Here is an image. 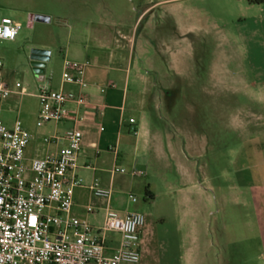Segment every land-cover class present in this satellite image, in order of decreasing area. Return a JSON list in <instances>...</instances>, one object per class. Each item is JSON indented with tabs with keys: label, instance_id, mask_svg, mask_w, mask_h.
Returning <instances> with one entry per match:
<instances>
[{
	"label": "rangeland",
	"instance_id": "1",
	"mask_svg": "<svg viewBox=\"0 0 264 264\" xmlns=\"http://www.w3.org/2000/svg\"><path fill=\"white\" fill-rule=\"evenodd\" d=\"M241 11L238 5L212 0H0V20L9 15L22 23L15 41L0 45V79L13 90L20 82L29 91L13 93L3 101L0 118L7 126L19 120L32 132L41 129L36 123L38 76L52 73L60 78L57 55L70 30L83 34L88 42L100 29L135 36L139 72L147 84L137 88L133 73L131 95L134 88L141 89L151 111L154 142L165 143L166 157L158 161L152 153L147 162L136 151V164L134 156L121 163L147 175L117 177L123 183L114 189L113 208L144 212L152 233V264H180V254L189 246L184 215L170 193L179 188L195 190L189 177H197V184L201 177L209 178L203 186L216 204L210 214H200L198 222L207 228L217 220L226 224L232 264H264L245 186L264 177V30L256 34L254 18L236 15ZM31 13L50 21L29 27ZM75 15L83 20L80 26L74 25ZM43 40L54 52L47 68L46 62L31 60L28 50L29 44ZM132 114L140 120L138 113ZM160 128L165 132L161 138ZM147 184L153 197L146 195ZM219 189L227 193L225 203ZM75 195L82 204L96 205V213L88 218L95 225L102 223L101 200L93 199L85 187L76 188ZM106 236L118 241L120 234L109 231Z\"/></svg>",
	"mask_w": 264,
	"mask_h": 264
},
{
	"label": "built area",
	"instance_id": "2",
	"mask_svg": "<svg viewBox=\"0 0 264 264\" xmlns=\"http://www.w3.org/2000/svg\"><path fill=\"white\" fill-rule=\"evenodd\" d=\"M21 28L20 21L3 17L0 45L15 40ZM89 64L66 58L62 83L82 88ZM38 80L37 127L69 119L74 125L62 133L43 135L41 140L47 151L30 156L28 148L34 134L19 120L7 126L0 118V264L140 263L141 236L146 224L143 212L133 210L122 215L107 203L102 223L95 225L73 211L78 187L84 185L93 199L109 201L114 194V189L104 186L98 177L85 185L78 174L83 152V131L78 123L82 118L67 104L80 108L91 103L90 97L83 91L52 88L44 73L39 74ZM14 88L0 79V108L11 94L28 92L20 82ZM100 129L104 127L101 125ZM62 143L65 145L60 148ZM111 172L142 174L119 165H114ZM84 208L87 215L96 213V205L91 201ZM109 231L120 234L119 247L112 254L106 252Z\"/></svg>",
	"mask_w": 264,
	"mask_h": 264
},
{
	"label": "crops",
	"instance_id": "3",
	"mask_svg": "<svg viewBox=\"0 0 264 264\" xmlns=\"http://www.w3.org/2000/svg\"><path fill=\"white\" fill-rule=\"evenodd\" d=\"M212 1L213 3L222 1L225 4L238 5L242 11L236 15H250L253 17L256 34H258V31L264 30V4H250L247 0ZM32 15L34 13H31L28 18L29 27L36 26L37 21L30 20ZM7 16L15 19L13 16ZM73 18L74 25L80 26V22L83 20L78 15L73 16ZM99 21L100 23L102 22L101 20ZM91 38L93 41L88 42L83 34L70 30L63 44V51L57 55L62 71L63 62L66 58L90 62L86 68L85 85L82 88L74 84H63L62 73L57 80L52 73L49 76L45 73L44 75H46L50 86L54 89L64 87L74 91H83L90 97L91 103L80 108H77L74 103L67 104L70 110L78 111L82 118L78 123V126L83 131V152L79 158L80 168L78 174L84 178L85 185L94 177H98L104 186H111L115 189L117 184L122 187L123 183L119 182L117 177H136L147 174L146 172L138 171L142 174L135 176L131 175V173H127L129 175H113L111 170L114 165L120 166L121 163H128L131 156H134L133 161L136 164V151H141V157L147 162L151 160L152 153H155L156 159L161 161L166 157L163 151L165 143L163 141L154 142L156 136H153V128L150 125L152 123L151 111L149 106L145 104L144 97L140 95L141 89L134 88V94L131 95V77L133 73V84L137 88L147 84V80L145 79L144 81L139 72L142 65L139 64L138 58H136L135 36L132 33L121 30L110 32L100 29L95 31ZM124 38H127V40H123ZM35 47L50 50V59L45 64L47 68L54 57L53 46L43 40L42 42L29 44L28 50ZM112 83L114 85H111ZM24 87L27 88V86ZM134 112L139 114L140 120L132 114ZM131 118L135 121L130 122ZM73 125V120L69 119L60 123H49L39 127L41 128L40 130L31 131L35 138L29 145L28 154L32 156L45 153L48 148L42 143V136L62 133ZM101 125L104 127L103 130L100 129ZM158 131L161 138V134H165V132L161 131V128ZM63 145L65 143H62L60 148ZM174 155L171 154V156ZM128 170H134L133 166L128 168ZM189 178L191 182H195V190H182L180 188L170 190L172 199L178 205L179 212L181 210L184 215L183 225L186 226L187 230L186 242L189 243L185 252L180 254V264H232V259L228 254L229 243L227 241L228 229L226 224L217 220L216 224L209 225L210 227L207 228L204 225L201 227L198 222L200 214H210L209 209L216 204L209 190L203 186L204 180L206 178L209 180V178L203 177L202 180L201 177L198 184L197 177ZM169 186L172 187L171 182H169ZM245 186L249 188L250 202L258 226L261 244L264 248V177H258V179L252 180L249 184H245ZM149 187V184L145 187L146 195L153 197ZM218 195L222 202L225 203L227 193L219 189ZM113 201L114 194L109 201L101 200V202H98L99 208L104 211V214L107 203L114 207ZM133 201H135V198H133ZM85 205L75 195L73 211L76 215H82L81 217L89 216L86 214ZM133 210L143 212L141 208H127L126 206L118 208L117 211L125 215ZM219 211L220 209L218 208L217 212ZM214 213L213 211L211 214L214 215ZM151 235L149 222L146 219L141 236L142 258L138 264H152L155 261L154 254L150 248L152 243ZM106 239V252L112 254L119 247L120 237L118 241H109L107 236Z\"/></svg>",
	"mask_w": 264,
	"mask_h": 264
},
{
	"label": "water",
	"instance_id": "4",
	"mask_svg": "<svg viewBox=\"0 0 264 264\" xmlns=\"http://www.w3.org/2000/svg\"><path fill=\"white\" fill-rule=\"evenodd\" d=\"M32 21H49L50 17L40 14H34L30 17ZM31 60L38 61L39 63H45L50 59V50L43 49V48H32L30 53ZM38 67L35 68L38 71Z\"/></svg>",
	"mask_w": 264,
	"mask_h": 264
},
{
	"label": "trees",
	"instance_id": "5",
	"mask_svg": "<svg viewBox=\"0 0 264 264\" xmlns=\"http://www.w3.org/2000/svg\"><path fill=\"white\" fill-rule=\"evenodd\" d=\"M250 4H264V0H247Z\"/></svg>",
	"mask_w": 264,
	"mask_h": 264
}]
</instances>
